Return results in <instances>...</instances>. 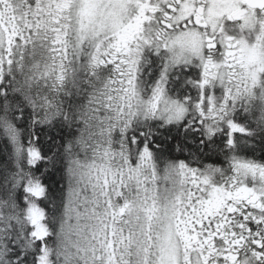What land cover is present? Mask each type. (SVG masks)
I'll return each mask as SVG.
<instances>
[{
	"label": "snow or ice",
	"instance_id": "snow-or-ice-1",
	"mask_svg": "<svg viewBox=\"0 0 264 264\" xmlns=\"http://www.w3.org/2000/svg\"><path fill=\"white\" fill-rule=\"evenodd\" d=\"M0 264H264V0H0Z\"/></svg>",
	"mask_w": 264,
	"mask_h": 264
}]
</instances>
